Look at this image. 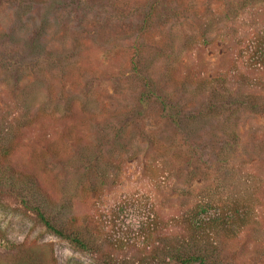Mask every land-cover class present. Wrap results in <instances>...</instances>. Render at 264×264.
<instances>
[{
    "label": "rangeland",
    "instance_id": "rangeland-1",
    "mask_svg": "<svg viewBox=\"0 0 264 264\" xmlns=\"http://www.w3.org/2000/svg\"><path fill=\"white\" fill-rule=\"evenodd\" d=\"M262 52L264 0H0V264H180L179 215L236 196L240 173L260 226L211 261L264 264ZM222 75L254 96L230 115L225 160L233 106L209 119L220 104L194 91ZM17 175L62 204L46 215L86 249L23 207Z\"/></svg>",
    "mask_w": 264,
    "mask_h": 264
},
{
    "label": "trees",
    "instance_id": "trees-1",
    "mask_svg": "<svg viewBox=\"0 0 264 264\" xmlns=\"http://www.w3.org/2000/svg\"><path fill=\"white\" fill-rule=\"evenodd\" d=\"M262 56L263 59L260 61H264V52H262ZM235 77L222 75L194 84L195 92L208 94L220 104L218 108L208 110V114L213 115L212 117L208 116L209 119L217 117L227 106H233V111H231V108L227 110L229 111V118L225 116L222 119L221 145L223 146V160L232 155L231 152L239 143L236 124H229L228 122L230 115L236 114L234 112L240 107L241 109L246 107L243 105L250 104V101L254 99V96L246 92L243 83L238 84L233 91L234 84L230 81ZM236 78L244 79L240 76ZM259 146L256 142L251 145V148L255 150ZM17 178L20 181L18 186H22L18 190L24 193V198L21 200L23 207L33 212L47 231L59 238L70 241L82 249H86L88 246L86 239L81 237L75 230H71L69 235L66 234L64 229L61 228L62 223L57 226L46 215V211H49V213L55 211L56 215H60L58 210L62 204L51 200L32 177L17 175ZM234 186L236 196H233L231 191L226 190L227 193L229 191V194L221 202V205H218L217 201H214L215 199L199 201L190 205L179 215L183 225V232L176 240L177 250H179L177 260L180 264H215L211 259L217 254L221 244L220 240L235 239L247 229H252L255 232L256 230L253 228L257 229L260 226V218L256 210L257 199L252 197L256 191L255 180L240 173ZM210 209H216L217 213L206 215ZM68 222H70L71 227L76 224V220L72 217L68 218Z\"/></svg>",
    "mask_w": 264,
    "mask_h": 264
}]
</instances>
